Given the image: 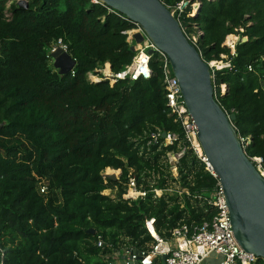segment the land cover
I'll return each mask as SVG.
<instances>
[{
  "label": "trees",
  "instance_id": "16d2710c",
  "mask_svg": "<svg viewBox=\"0 0 264 264\" xmlns=\"http://www.w3.org/2000/svg\"><path fill=\"white\" fill-rule=\"evenodd\" d=\"M17 1L0 0V264H105L100 255L109 246L142 249L154 241L144 226L149 218L161 238L179 223L210 220L212 210L175 188L132 203L120 197L130 170L149 179L147 189L172 184L192 195L212 192L218 181L166 106L157 53L150 79L113 85L86 79L106 62L118 72L132 61L133 43L123 32L134 25L92 0H26V9ZM181 1L185 34L194 33L193 25L203 33L195 45L201 58L227 56L230 67L212 80L215 99L235 115L239 139L249 140L247 157L264 161V0H161L170 11ZM239 28L247 40L230 56L223 42ZM59 39L76 62L73 76L59 75L47 58ZM156 130L177 140L147 150L145 137ZM183 147L175 178L165 155ZM108 168L120 170L116 181L102 176L117 173ZM115 187V198L103 194ZM97 235L107 244L102 252Z\"/></svg>",
  "mask_w": 264,
  "mask_h": 264
},
{
  "label": "built area",
  "instance_id": "2783aa9c",
  "mask_svg": "<svg viewBox=\"0 0 264 264\" xmlns=\"http://www.w3.org/2000/svg\"><path fill=\"white\" fill-rule=\"evenodd\" d=\"M94 3H101L98 0H92ZM187 1H181L176 4L170 11L171 14L178 20L182 9L186 6ZM104 5V4H103ZM194 5H198L197 3ZM110 13L117 14L125 20L131 22L123 15L108 8ZM176 15V16H175ZM134 27L130 30L124 31L123 34L127 36V42L135 45V56L132 61L126 65L122 70L113 72L109 63H104L101 68H95L94 70L87 72L86 79L91 82L100 80L108 81L110 85L118 81H136L138 79L147 80L152 76L149 62L151 56L157 53L161 61L162 81L165 91L166 106L170 110V113L174 115L175 121H179L183 130L184 139L189 144V148L196 154V156L205 164L206 170L211 174L212 171L208 166L207 160L201 146L197 140L195 124L187 112L185 107L178 82L172 73L169 60L167 56L158 50L154 44L144 35L142 29L137 23L131 22ZM194 33L184 34L188 40L195 46L199 36L203 33L197 26H192ZM243 29L239 28L234 34H229L225 37L223 45L228 48L230 56L235 55V46L241 38L240 33ZM131 32L140 33L143 35V41L141 43H134ZM134 33V34H135ZM132 44V45H133ZM57 48H61L67 52V47L59 39L50 47L47 48V58L49 63H53L51 53ZM152 50L153 53L149 54ZM227 56L221 55L220 60H211L206 62L211 72V80H213L214 74L224 68L230 67V62L227 60ZM248 70H252V66H248ZM71 75H74L73 69L70 71ZM221 93L225 91V85H220ZM162 133L165 137L162 138ZM177 140L176 134H170L162 132L160 130L151 131L145 137V148L148 150L152 146H156L157 149L161 145L167 146L173 144ZM240 141L244 144L247 142L240 138ZM244 148V146H243ZM186 148L183 147L177 152H168L165 155V161L169 165L170 171L173 177H177V164L179 159L183 156ZM249 158V157H248ZM254 165L258 174L264 179V161L261 157L249 158ZM212 175L216 177L213 173ZM155 177V176H152ZM145 181L149 183V179L143 175L138 180L134 171L130 170L127 174V180L124 183V188L120 197L122 200L132 203L138 200H144L148 193H152L153 198H160L163 193L170 191L169 189H159L152 187L150 189L145 188ZM176 191L179 196L185 195L190 198L191 201H196L197 205H200L204 210H212V218L208 221H204L199 225L187 224L185 222L179 223L170 233L169 238H161L155 231V219L149 218L145 220L144 226L146 231L153 238V242L148 244L142 249H136L132 244H122L117 247H110V251L102 253L100 256L105 264H157L161 261V257L165 256L164 264H204V260L209 258L211 254L216 253L222 257L219 264H255L258 261V257L245 252L237 243L230 223V217L228 208L226 205L225 197L219 182L217 181L214 190L208 194L189 193L186 188L176 186ZM114 192L115 197L118 188L107 189ZM103 191V194L109 196ZM46 187L43 185L40 187V192L45 193ZM111 197V196H109ZM111 197V198H115ZM95 245L101 249V252L106 247V242L100 235H97Z\"/></svg>",
  "mask_w": 264,
  "mask_h": 264
},
{
  "label": "water",
  "instance_id": "95a60500",
  "mask_svg": "<svg viewBox=\"0 0 264 264\" xmlns=\"http://www.w3.org/2000/svg\"><path fill=\"white\" fill-rule=\"evenodd\" d=\"M98 1L137 23L144 35L167 56L187 112L195 124L197 140L225 197L234 237L245 252L264 261V179L244 152L233 125L235 115L227 114L215 99L208 64L161 0ZM17 4L27 8L26 0H18ZM132 38L136 44L143 41L140 33L133 34ZM246 40L242 37L238 41ZM130 49L135 52V45ZM152 53L150 50L149 54ZM51 57L59 75L68 74L76 64L61 48L53 51ZM102 176L117 180L114 174L103 173ZM221 259L213 253L204 264ZM164 260L162 256L161 264Z\"/></svg>",
  "mask_w": 264,
  "mask_h": 264
},
{
  "label": "rangeland",
  "instance_id": "374dc122",
  "mask_svg": "<svg viewBox=\"0 0 264 264\" xmlns=\"http://www.w3.org/2000/svg\"><path fill=\"white\" fill-rule=\"evenodd\" d=\"M197 3V2H196ZM196 3H194V4H196ZM194 4H192V13H193V11H194V9L196 8V5H194ZM53 63H50V65H51V67H53V65H52ZM53 70H55L54 69V67H53ZM108 169H110V168H108ZM111 171H117V173H115L114 174V176L115 177H117V179L119 178V176H120V170H113V169H110ZM107 170H104V172L103 173H107L106 172ZM174 175H175V173H174V171H171ZM108 174H112V173H108ZM174 185V184H173ZM174 188H176V185H174V186H172V184H171V187H170V191L172 190V189H174ZM106 194H108L109 196H111V197H115V191L114 192H111V191H106L105 192ZM171 193V192H170ZM110 197V198H111ZM220 260H218V261H213L212 262V264H218V262H219Z\"/></svg>",
  "mask_w": 264,
  "mask_h": 264
},
{
  "label": "bare ground",
  "instance_id": "6f19581e",
  "mask_svg": "<svg viewBox=\"0 0 264 264\" xmlns=\"http://www.w3.org/2000/svg\"><path fill=\"white\" fill-rule=\"evenodd\" d=\"M197 4H198V3H197ZM196 8H197V6H196ZM196 8L194 9V11H196ZM134 33H135V32H131L130 34L133 35Z\"/></svg>",
  "mask_w": 264,
  "mask_h": 264
}]
</instances>
